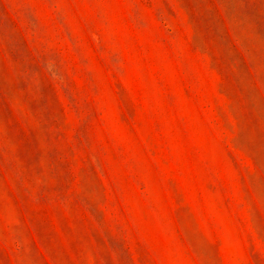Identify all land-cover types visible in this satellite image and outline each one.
I'll return each mask as SVG.
<instances>
[{
    "label": "rangeland",
    "instance_id": "obj_1",
    "mask_svg": "<svg viewBox=\"0 0 264 264\" xmlns=\"http://www.w3.org/2000/svg\"><path fill=\"white\" fill-rule=\"evenodd\" d=\"M0 264H264V0H0Z\"/></svg>",
    "mask_w": 264,
    "mask_h": 264
}]
</instances>
